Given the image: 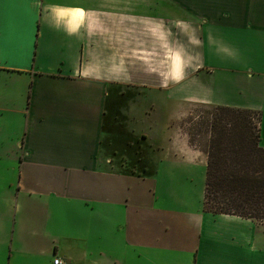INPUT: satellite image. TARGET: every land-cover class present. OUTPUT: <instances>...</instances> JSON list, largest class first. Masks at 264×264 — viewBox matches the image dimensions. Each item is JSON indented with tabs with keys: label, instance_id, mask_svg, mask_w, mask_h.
<instances>
[{
	"label": "crops",
	"instance_id": "crops-1",
	"mask_svg": "<svg viewBox=\"0 0 264 264\" xmlns=\"http://www.w3.org/2000/svg\"><path fill=\"white\" fill-rule=\"evenodd\" d=\"M143 97L256 111L264 148V0H4L0 264H264Z\"/></svg>",
	"mask_w": 264,
	"mask_h": 264
},
{
	"label": "trees",
	"instance_id": "trees-1",
	"mask_svg": "<svg viewBox=\"0 0 264 264\" xmlns=\"http://www.w3.org/2000/svg\"><path fill=\"white\" fill-rule=\"evenodd\" d=\"M211 110L210 120L197 131L203 135V140L199 137V148L206 155L204 210L213 215L264 221L260 115L222 106Z\"/></svg>",
	"mask_w": 264,
	"mask_h": 264
},
{
	"label": "rangeland",
	"instance_id": "rangeland-1",
	"mask_svg": "<svg viewBox=\"0 0 264 264\" xmlns=\"http://www.w3.org/2000/svg\"><path fill=\"white\" fill-rule=\"evenodd\" d=\"M162 98V99H161ZM159 98L153 108L150 105H154L146 99H140L135 105V110L138 113L139 118L136 119V124H133L134 130L144 132L146 135L150 134V137L157 136L161 131L165 130V122L167 117L170 115L169 119V134L170 137L177 142L174 145L175 150H187V147H194L198 145L199 147V137L201 136L203 140V135H198L199 127L201 129L202 125L206 123L207 119L210 120L213 110L210 107L203 106L199 103H177L168 102L164 97ZM256 119V117L254 116ZM208 120V122H209ZM208 124V123H207ZM203 130V129H202ZM182 139L183 142L181 141ZM185 142V143H184ZM194 143L196 145H194ZM197 148V146L195 147ZM156 150V149H154ZM149 163V161H148ZM259 231L264 232V221L254 220ZM236 229V226H233Z\"/></svg>",
	"mask_w": 264,
	"mask_h": 264
},
{
	"label": "built area",
	"instance_id": "built-area-1",
	"mask_svg": "<svg viewBox=\"0 0 264 264\" xmlns=\"http://www.w3.org/2000/svg\"><path fill=\"white\" fill-rule=\"evenodd\" d=\"M53 264H65L61 259L56 258L53 262Z\"/></svg>",
	"mask_w": 264,
	"mask_h": 264
},
{
	"label": "snow or ice",
	"instance_id": "snow-or-ice-1",
	"mask_svg": "<svg viewBox=\"0 0 264 264\" xmlns=\"http://www.w3.org/2000/svg\"><path fill=\"white\" fill-rule=\"evenodd\" d=\"M3 2H4V0H0V5H2V4H3Z\"/></svg>",
	"mask_w": 264,
	"mask_h": 264
}]
</instances>
